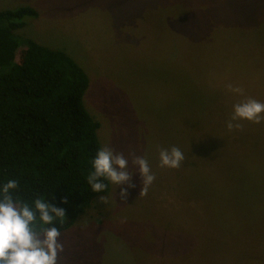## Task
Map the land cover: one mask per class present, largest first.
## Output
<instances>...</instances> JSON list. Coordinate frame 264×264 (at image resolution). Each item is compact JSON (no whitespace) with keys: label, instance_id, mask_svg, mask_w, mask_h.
Here are the masks:
<instances>
[{"label":"rangeland","instance_id":"374dc122","mask_svg":"<svg viewBox=\"0 0 264 264\" xmlns=\"http://www.w3.org/2000/svg\"><path fill=\"white\" fill-rule=\"evenodd\" d=\"M21 6L39 12L21 41L84 67L102 147L131 173L60 231L58 264H264V121L227 129L234 104L264 102V0H0ZM172 146L184 161L161 167ZM132 154L155 174L147 195Z\"/></svg>","mask_w":264,"mask_h":264},{"label":"trees","instance_id":"16d2710c","mask_svg":"<svg viewBox=\"0 0 264 264\" xmlns=\"http://www.w3.org/2000/svg\"><path fill=\"white\" fill-rule=\"evenodd\" d=\"M38 16L31 6L0 10V190L16 179L18 187L10 194L20 205L27 202L34 209L33 201L43 198L63 208L62 223L56 217L44 225L38 211L35 222L37 228L63 231L97 196L110 193L111 182L99 178L107 187L98 193L87 181L102 147L101 123L84 103L88 73L65 49L32 38L21 41L16 33L26 17Z\"/></svg>","mask_w":264,"mask_h":264},{"label":"clouds","instance_id":"9594fccd","mask_svg":"<svg viewBox=\"0 0 264 264\" xmlns=\"http://www.w3.org/2000/svg\"><path fill=\"white\" fill-rule=\"evenodd\" d=\"M231 92L243 95V89L228 84ZM248 120L259 124L264 121V102L247 97L233 105V113L227 122V129H241L243 126L234 121ZM134 165H138V171L143 178V188L140 195H147L149 186L155 180V174L151 172L148 160L143 156L132 154ZM160 166L179 168L185 156L181 149L172 146L170 149L161 148L159 151ZM94 171L87 176L93 192H103L107 185L100 182L103 177L112 183L120 185L130 179L128 171L129 161L122 152H116L105 145L101 147L93 162ZM18 187L16 179H9L2 187L3 198L0 200V264H58L59 254L64 251V244L60 240L61 232L56 226L37 228V211L39 220L44 225H49L56 218L63 222L65 210L49 205L43 198L33 201L34 209L27 202L20 205L13 200L10 190ZM134 187V185H129ZM127 189H120V198L126 200ZM101 201L106 198L101 196ZM68 203L67 198L63 199ZM54 213L55 215H50ZM42 237V238H41Z\"/></svg>","mask_w":264,"mask_h":264}]
</instances>
